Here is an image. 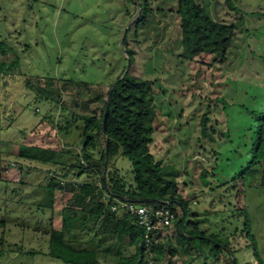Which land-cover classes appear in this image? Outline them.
Segmentation results:
<instances>
[{
	"label": "rangeland",
	"instance_id": "rangeland-1",
	"mask_svg": "<svg viewBox=\"0 0 264 264\" xmlns=\"http://www.w3.org/2000/svg\"><path fill=\"white\" fill-rule=\"evenodd\" d=\"M198 1L216 20L241 22L224 62H213L211 55L194 60L180 57L178 0H149L150 12L139 26L135 22L142 13L141 0H0V44L5 49H0V62L7 61L9 70H0V264H69L49 254L51 231L61 228L64 208L73 201L69 184L98 181L95 176L77 174L79 164H86L76 155L83 150L80 140L85 125L78 115L100 116L108 89L129 69L153 81L160 114L151 150L157 159L180 170L179 192L190 203L189 217L206 234L234 232L229 209L237 192L224 196L227 186L211 189L225 178L233 185V174L246 163L236 161L234 153L241 113L236 106L226 109L222 99L250 107L260 104L264 0ZM207 106L213 140L201 134ZM227 130L230 137L222 134ZM22 144L53 149L65 164L21 158ZM71 164L77 167L61 179ZM115 167L134 183V163L126 155L113 158L106 172ZM204 171L210 184L204 182ZM253 171L246 176L241 201L253 217L264 259V169L257 165ZM52 176L63 187L55 193L54 206L43 208L45 193L40 184H47ZM173 207L179 216L181 207ZM188 226L193 228L194 223ZM159 234L166 246L179 251L155 264H232L226 250L217 254L208 249L204 255L189 250L187 243L177 240L175 225ZM196 242L206 240L197 238ZM231 243L241 249L236 251L239 264L253 261L245 235L233 236ZM132 252L134 247L128 254Z\"/></svg>",
	"mask_w": 264,
	"mask_h": 264
},
{
	"label": "trees",
	"instance_id": "trees-1",
	"mask_svg": "<svg viewBox=\"0 0 264 264\" xmlns=\"http://www.w3.org/2000/svg\"><path fill=\"white\" fill-rule=\"evenodd\" d=\"M141 1L142 13L136 19L137 26L145 22L150 12L149 0ZM227 1L231 3V0ZM144 4L147 6V11H144ZM177 13L181 19V58L194 60L196 57L211 55L213 62L221 63L227 60L241 22L214 19L207 7L198 0H178ZM127 40L128 33L125 36L126 45ZM0 49L2 52L5 51L1 44ZM129 55L130 66H133L134 52H129ZM262 58L264 59V54ZM5 62L7 61L0 62L1 72L9 71ZM262 79L264 81V76ZM112 86L114 89L106 117V131H104L105 108ZM112 86L103 100L100 116L78 115L84 120L85 125L84 136L80 140L83 150L81 154L76 155L86 164L80 162L77 174L81 176L86 173L89 178L97 177L98 181L95 182L93 179L69 184L73 191V201L70 206L64 208L61 228H54L51 231L49 254L69 264H155L162 257L176 256L178 248L170 244L166 246L160 234L155 237L152 247L147 248L144 245L143 227L130 215L112 210V204L118 199H129L137 204L180 206L182 212L179 216L176 208L173 207L176 213L177 240L187 243L189 250H199L201 255L207 254L209 250L217 254L226 250L231 255L230 262L239 264L236 251L241 249L233 248L231 238L237 237L238 234L245 235L248 240L246 247L251 249L253 258V261L249 260L247 263L264 264L253 217L248 205L242 204L241 201L244 195L243 189L247 187L246 176L253 173L257 165L264 169V93L257 97L260 102L258 107H250L244 103L229 104L222 99L226 109L236 106L241 113V116L237 117V124L241 125L242 131L238 129L236 131L237 145L234 153L238 157L236 161L242 159L243 163H246L233 174L232 180L235 181L233 185L230 186L232 181L225 178V182L211 188L217 190L227 186L225 188L227 194L223 193L224 196L232 191L237 192L236 201L230 202L229 209L233 212L234 232L225 234L224 230H215L211 234H206L197 226L198 221H193L189 217L190 203L179 192L180 170L174 164L157 159L151 150L160 114V109L155 103L153 81L140 78L129 69L126 75L120 74ZM209 109L207 106L201 120V134L213 140L214 136L208 123L211 121ZM74 121L77 122V119ZM69 123L68 121L66 124ZM222 134L230 137L229 130L223 131ZM101 135L104 138V145L101 144ZM107 143L108 165L120 154L126 155L134 163V183L126 180L117 167L104 174ZM243 148H246V151ZM66 152L69 154L71 150ZM96 152H100V155L97 156ZM18 155L44 164H65L60 153L43 146L22 144ZM75 167L77 166L71 164L68 171L60 178H66ZM206 174L205 171L202 173L204 182L210 184L211 181ZM40 186L45 193L43 208H52L56 191L63 187L61 182L52 176L47 184L41 183ZM240 219L242 226L239 225ZM190 221L194 223L193 228L188 226ZM85 234H88L87 238H84ZM197 238H202L206 242L197 243ZM131 247H134V252L128 254ZM2 254L3 251L0 250V256ZM204 264L210 263L206 261Z\"/></svg>",
	"mask_w": 264,
	"mask_h": 264
},
{
	"label": "built area",
	"instance_id": "built-area-1",
	"mask_svg": "<svg viewBox=\"0 0 264 264\" xmlns=\"http://www.w3.org/2000/svg\"><path fill=\"white\" fill-rule=\"evenodd\" d=\"M113 211L124 212L145 230L144 245L151 248L157 234L175 225L176 213L167 205L137 204L129 199H118L112 204ZM150 251V250H149ZM152 263V261H151Z\"/></svg>",
	"mask_w": 264,
	"mask_h": 264
},
{
	"label": "water",
	"instance_id": "water-1",
	"mask_svg": "<svg viewBox=\"0 0 264 264\" xmlns=\"http://www.w3.org/2000/svg\"><path fill=\"white\" fill-rule=\"evenodd\" d=\"M125 73H127V71ZM124 75H126V74H124ZM113 89H114V86L111 87V90H110V93H109V96H108L107 105H106V108H105V116H104V120H103L104 131H106L105 123H106L107 113H108L109 108H110V101H111V96H112V93H113ZM108 142H109V139H108ZM108 160H109V155H108V143H107L106 158H105V172H104V174L106 173V169L108 167Z\"/></svg>",
	"mask_w": 264,
	"mask_h": 264
}]
</instances>
